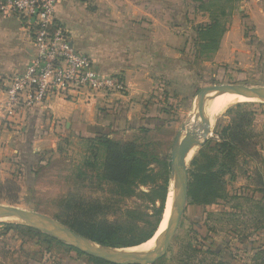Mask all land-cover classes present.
Returning <instances> with one entry per match:
<instances>
[{
  "label": "crops",
  "instance_id": "crops-1",
  "mask_svg": "<svg viewBox=\"0 0 264 264\" xmlns=\"http://www.w3.org/2000/svg\"><path fill=\"white\" fill-rule=\"evenodd\" d=\"M241 4L239 11L247 8L246 3ZM249 4L260 5L257 10L263 12L264 0ZM196 9L191 0L61 1L55 19L68 32L70 44L88 56L101 73L119 75L126 93L89 101L52 97L22 112L12 127L0 123V174L35 172L47 154L59 149L61 141L87 142L106 135L127 142L160 130L167 123V105L180 101L181 90L191 83L192 57L184 54L186 46L177 29L187 23L190 26L191 21L195 25L209 22ZM183 15H187V23H173ZM253 26L263 29L264 18L253 21ZM236 34L233 26L213 56L220 58ZM33 51L21 21L0 13V105L5 98L3 81L22 72ZM227 184L230 195L251 187L246 179L239 182L235 173L232 180L227 177ZM254 198L260 200L261 195L255 193ZM227 206V202L211 206L187 203L182 218L225 264H255L256 254L264 250V229L256 231L253 238L242 239L229 233L232 228L210 231L208 215L221 213Z\"/></svg>",
  "mask_w": 264,
  "mask_h": 264
},
{
  "label": "rangeland",
  "instance_id": "rangeland-1",
  "mask_svg": "<svg viewBox=\"0 0 264 264\" xmlns=\"http://www.w3.org/2000/svg\"><path fill=\"white\" fill-rule=\"evenodd\" d=\"M234 2L235 9L228 19L226 32L234 26L237 34L231 38L220 58L213 56L217 51L197 56L190 29L195 24L191 21L188 26L187 15L179 16L178 21L173 20V23H187L186 26L181 25L177 30L183 37L184 47L186 46L185 50L183 47L184 54L192 57L189 62L191 83L188 87H182L180 101L172 106L167 105L165 117L167 123L161 125L160 130L153 131L149 136L137 141L142 152L162 158L169 163V167L176 138L189 129L191 121L198 115V109L194 103H197V95L203 89L222 85L243 86L258 90L264 88V34L260 36L264 28L257 29L253 26V21L264 18V5L260 7L263 8V12H259L257 6L260 5L249 4L253 3V0H234ZM241 2L246 3L247 8L239 11V7L244 6ZM199 13L209 19L206 14ZM188 48L189 50L186 51ZM96 99L97 97L94 98ZM244 114H248L249 122L242 124V129L245 130L249 147L244 153L237 155L234 173L239 182L243 183L246 179L251 187L248 191L235 194L250 196L252 184L258 172L264 173V102L245 100L224 107L209 119L208 140L215 136V131L234 124V121H239ZM195 122H199L200 126V119ZM0 123L6 128L15 125L14 123L4 124L1 120ZM60 144L56 152L47 154L49 156L42 161L35 172L30 171L13 176L0 174V183L7 180L13 181L20 190L16 204L10 205L0 201V205H10L24 211L38 213L68 229L74 218L86 219L89 216L67 206L70 200L71 206L81 201L87 204L93 201L98 202L101 208L96 211L94 219L106 222L125 221L129 224L137 222L139 227L145 228L142 221L132 218L153 220L152 206L139 194L140 191H145L144 188L138 189L134 197L123 198L116 194V188L113 185L101 180L102 153L96 150L97 147L94 144L73 139L61 141ZM199 149L200 147L194 148L193 155L187 161L188 169ZM150 168L156 171L159 170V165L152 163ZM225 180L227 183V177ZM172 187L173 181H169L166 202L168 197L173 195ZM166 202L162 215L166 211ZM237 204L241 207L240 215L232 218L213 215L209 220L210 225L219 232H224L231 227L235 228L239 234L238 239L253 238L252 235L256 231L264 229L260 227L255 230L257 210L252 203L243 200L228 203L227 209L231 210ZM133 212L136 215H132ZM7 224L15 227L8 228ZM136 247L117 249L131 250ZM193 249L199 252L193 253ZM89 258L92 257L32 228L11 223L9 220H0V264H97ZM152 264H225V262L219 253L213 252L210 245L202 243L191 230V226L181 218L167 250Z\"/></svg>",
  "mask_w": 264,
  "mask_h": 264
},
{
  "label": "trees",
  "instance_id": "trees-1",
  "mask_svg": "<svg viewBox=\"0 0 264 264\" xmlns=\"http://www.w3.org/2000/svg\"><path fill=\"white\" fill-rule=\"evenodd\" d=\"M197 5V12L208 16L207 24L193 25L190 29L193 34V44L196 48L195 54L213 53L218 50L220 41L226 32L228 19L234 12V0H191ZM248 114L242 115L239 121L227 125L219 131H215L218 139H209L192 158L188 170V204L195 206H211L219 202H234L243 200L252 205L257 210L255 230L264 227V173L257 174L253 182L250 196L242 194L230 195L226 189V177L230 180L234 178L235 160L239 153H244L249 147L245 130L242 124L246 121ZM144 139V138H143ZM139 139L127 142H116L106 135L87 140V143L97 147V151L102 153L100 178L107 184L116 188L119 197L129 198L137 194V190L144 188L139 194L146 198L153 209V220L132 218L142 221L145 228L139 227L137 222L129 224L125 221L106 222L94 219L96 211L101 208L98 202L84 201L73 204L67 202V206L89 215L86 219L74 218L69 228L81 236L91 241L112 248H130L144 244L155 234L164 212L165 202L168 195L169 181L171 178L169 163L162 158L142 152ZM148 146V144H147ZM150 156V157H149ZM155 163L159 165V170L150 168ZM19 187L13 181L0 183V201L14 205L19 199ZM261 195L260 200L254 198V194ZM234 209V210H233ZM216 215L235 217L242 213L240 205L233 206ZM129 212H126V214ZM136 215V213H131ZM131 215V216H132ZM213 214L208 215V220ZM129 218V216H128ZM8 228L15 227L7 224ZM232 228V227H231ZM29 230V229H28ZM31 230V229H30ZM29 230V231H30ZM235 228L228 230L239 238L235 233ZM211 232H218L214 227ZM238 232V231H237ZM194 250L193 253H198ZM97 264H109L105 261L89 258ZM255 264H264V250H259L254 258Z\"/></svg>",
  "mask_w": 264,
  "mask_h": 264
},
{
  "label": "built area",
  "instance_id": "built-area-1",
  "mask_svg": "<svg viewBox=\"0 0 264 264\" xmlns=\"http://www.w3.org/2000/svg\"><path fill=\"white\" fill-rule=\"evenodd\" d=\"M63 0H0V13L17 17L27 30L33 56L20 73L5 78L0 120L14 123L22 112L52 97L65 100L124 95L118 75L98 71L92 60L76 50L68 32L55 19ZM88 4L92 0H73ZM218 139L215 135L212 137Z\"/></svg>",
  "mask_w": 264,
  "mask_h": 264
},
{
  "label": "water",
  "instance_id": "water-1",
  "mask_svg": "<svg viewBox=\"0 0 264 264\" xmlns=\"http://www.w3.org/2000/svg\"><path fill=\"white\" fill-rule=\"evenodd\" d=\"M219 93L236 94L247 99L264 102V88L258 90L243 86L222 85L203 89L197 95L196 106L198 115L194 119L200 118L201 125L198 131L187 129L183 135L176 138L173 145L172 161L170 162V182L173 181L174 199L166 225V237L161 245L155 249L150 251H128L129 249H117L99 245L88 238L76 234L56 221L38 213L24 211L10 205H0V220H9L11 223L32 228L82 252L88 257L99 259L109 264L154 263L167 250L183 216L187 203L189 180L186 155L191 148L202 147L207 142L210 133V120L205 116L206 103L211 99L212 95Z\"/></svg>",
  "mask_w": 264,
  "mask_h": 264
},
{
  "label": "bare ground",
  "instance_id": "bare-ground-1",
  "mask_svg": "<svg viewBox=\"0 0 264 264\" xmlns=\"http://www.w3.org/2000/svg\"><path fill=\"white\" fill-rule=\"evenodd\" d=\"M245 100H251V99H247V98L241 97L239 95L230 94V93H225V94L219 93V94L212 95L211 99L209 101H207V103H206L205 116L207 119L208 118L211 119L212 117H214V115H216L224 107H227L229 105H232V104H235L238 102L240 103V101H245ZM194 104H196V103H194ZM198 119H200V118H198ZM195 121H196L195 119L193 121H191V123L189 125V130L194 129V130L198 131V129L200 127L199 122L196 123ZM200 122H201V120H200ZM200 125H201V123H200ZM194 148L195 147L191 148L189 150V152L187 153V155H186L187 161L193 155ZM172 192H173V187H172ZM173 199H174V193H173V195H171L167 199L166 211L163 215V219H162L158 229L156 230L155 234L152 236V238L149 241L145 242L144 244H141L140 246H138L134 249L128 250V251H150V250L155 249L159 245H161V243L164 241V239L166 237V225H167V221L169 218L170 208H171V204L173 202Z\"/></svg>",
  "mask_w": 264,
  "mask_h": 264
}]
</instances>
